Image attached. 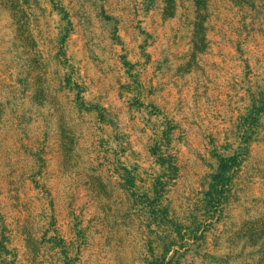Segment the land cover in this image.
Listing matches in <instances>:
<instances>
[{
  "label": "rangeland",
  "instance_id": "1",
  "mask_svg": "<svg viewBox=\"0 0 264 264\" xmlns=\"http://www.w3.org/2000/svg\"><path fill=\"white\" fill-rule=\"evenodd\" d=\"M65 2L74 15L68 53L84 99L105 110L102 120L78 108L62 85L64 68L56 59L62 23L47 1L0 0V209L13 264H63L53 234L70 253L78 249V264H143L148 237L157 239L119 185L114 160L130 156L143 177L137 184L148 190V177L159 169L148 151L159 122L125 102L120 55L138 62L141 96L176 122L170 212L181 222L193 215L202 220L200 192L215 161L213 147L235 137L249 90L264 78V0H153L149 8L146 0ZM261 216L264 129L235 175L230 211L206 247L222 259L192 263L247 259L254 247H242L239 235ZM8 256L0 253V264Z\"/></svg>",
  "mask_w": 264,
  "mask_h": 264
},
{
  "label": "trees",
  "instance_id": "2",
  "mask_svg": "<svg viewBox=\"0 0 264 264\" xmlns=\"http://www.w3.org/2000/svg\"><path fill=\"white\" fill-rule=\"evenodd\" d=\"M46 1L51 12L56 14L62 23L57 33L59 49L56 52V59L64 68L62 85L72 92L78 108L97 112V117L102 120L105 117V110L97 102L88 103L84 99L85 87L80 80L78 67L74 65L72 57L68 53V42L74 26L71 6L65 0ZM152 1L146 0L148 8L151 7ZM191 1L198 5L200 0ZM114 30H116V26H114ZM113 37L116 40L119 39L115 32ZM119 43L121 44V42ZM140 49L143 64H146L150 60V55L146 50V41H143ZM238 50L241 51L240 48ZM120 63L125 71V80L121 90L125 93L123 98L128 107L159 122L157 136L151 140L148 146L149 154L159 169L156 174L148 177L150 180L148 190L137 184L143 177L135 162L128 160L130 156H125L122 161L116 158L114 160L119 185L128 192L131 203L134 204L135 210L146 224L145 227L157 239L154 241V238L148 237V256L143 259V264H183L188 259H191V264L197 259L207 257L221 260L222 258L210 256L206 247H209L211 235L230 211L235 175L248 158L252 143L258 139L264 129V78L262 81L252 84V90H249L245 111L237 117L234 125L235 137L225 139L218 147H213L212 154L215 161L211 163V168L200 192L204 218L198 220L193 215L191 220L181 222L171 214L167 201L168 187L178 175L173 144L176 122L154 100H145L144 96H141L138 62H132L123 53L120 55ZM123 151L125 152V150ZM40 159V157L37 159L38 167H40L38 163ZM76 230L78 233L80 232L79 228ZM6 231L7 225L0 209V253L9 255L8 257L11 256L1 264H13L16 253L11 246V248L8 246L10 237ZM167 231L173 235L171 240L165 238L168 235ZM239 237L244 242L242 247L253 246V251L247 259H241L239 262H228V258L225 257V264H264V216L249 221ZM50 241L58 249L63 264H78V249L73 254L70 253L69 246L57 234H53Z\"/></svg>",
  "mask_w": 264,
  "mask_h": 264
}]
</instances>
